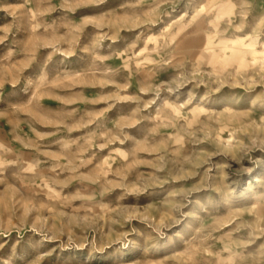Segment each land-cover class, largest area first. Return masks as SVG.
Returning <instances> with one entry per match:
<instances>
[{"label": "rangeland", "instance_id": "1", "mask_svg": "<svg viewBox=\"0 0 264 264\" xmlns=\"http://www.w3.org/2000/svg\"><path fill=\"white\" fill-rule=\"evenodd\" d=\"M0 264H264V0H0Z\"/></svg>", "mask_w": 264, "mask_h": 264}]
</instances>
